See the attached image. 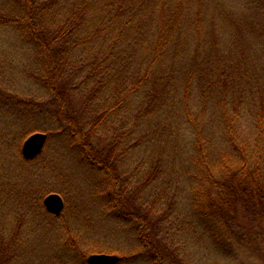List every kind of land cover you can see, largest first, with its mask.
<instances>
[{"label":"rangeland","instance_id":"1","mask_svg":"<svg viewBox=\"0 0 264 264\" xmlns=\"http://www.w3.org/2000/svg\"><path fill=\"white\" fill-rule=\"evenodd\" d=\"M40 1L34 5L40 6ZM70 1L72 6L69 2L57 9H34L40 11L35 16L27 0H0V264H87L86 256L95 252L120 255L117 264H153L156 258L164 264H264V207L252 216L215 218L211 209L221 191L216 186L221 174H208L207 167L230 163L245 139L252 148L258 146L263 162L259 167L260 160H251L248 170L258 168L264 175V128L259 131L252 115L254 108L264 112V0H191L189 10L196 18L188 25L192 30L179 36L180 23L174 24L173 40L179 39V44L163 57L156 56L157 44L140 38L147 63L156 61L157 67L167 68L187 63L185 67H194L195 77L204 74L203 63L211 64L246 91L236 94L243 101L235 105L243 108L242 119L233 125L238 137L230 127L225 133L218 122L224 113H235L229 92L218 105H212L216 99L209 96L212 102L203 108L194 100L189 108L178 103L160 108L161 116L150 114L138 122L134 103L138 93L106 90L120 81L113 71L104 72L107 84L102 92L90 95V88L81 86L61 100L53 91L57 85L53 55L32 39L30 19L38 28L41 23L53 28L68 20L63 15L77 5ZM173 1L178 0H150L147 5L145 27L150 25L153 41L158 39L156 23L172 31L170 12L163 13L167 24L161 11L166 4L172 9ZM91 29L79 35L78 28L79 40L71 45L68 57L59 56L67 67L87 59L77 83L90 71V56L100 45L89 42ZM5 94H16V99ZM67 98L75 108L68 109ZM181 112H189L191 120L184 119L180 129L176 116ZM201 116L208 122L201 124ZM162 127L181 154L173 147L174 152L159 156L157 140L150 138L157 137ZM144 130L150 136L146 148L144 143L138 146L139 132ZM37 131L47 134L43 150L27 160L22 143ZM88 138L90 148L100 151L98 164L87 159ZM110 144L113 164L104 158ZM49 192L64 199L59 216L43 206L42 198ZM141 232L149 235L147 245L139 240ZM153 239H161L166 250ZM150 248L157 249L150 257L127 258Z\"/></svg>","mask_w":264,"mask_h":264},{"label":"trees","instance_id":"2","mask_svg":"<svg viewBox=\"0 0 264 264\" xmlns=\"http://www.w3.org/2000/svg\"><path fill=\"white\" fill-rule=\"evenodd\" d=\"M35 1L36 0H27V3H29L28 6L32 8V14L35 16H38L40 11L37 12L34 11V9L43 11L46 7L57 9L61 3L64 5L70 2L71 6L73 4V1L70 0H41L37 3L40 4L39 6L34 5ZM249 1H255L257 3L261 0H248V2ZM76 2L77 5L74 9H69V11L65 12L63 15V17L68 20H63L62 22L58 21L53 28H47V26L42 23L38 28L34 19H30L32 39L39 43L45 50H50L53 55L54 66L51 69L55 70L52 76L57 84H53V91L59 92L61 100L67 97V95H71V89L73 91L81 86L90 88V95L93 91L102 92L107 84V79H104V72H106V75H110L113 74V71H115L116 74L114 73L112 76L118 77L120 81L115 85V88L112 85H108L106 90L112 93L115 92V89H117L116 91L128 90L127 94L132 91L138 93L134 94V103L139 107H137L138 111L135 114V118L138 119V122H141V120L150 114L161 116L159 113L160 108L171 105L175 107L178 103L189 108L190 102L194 100L196 104L200 103L203 108L205 104L212 102L209 100V96L216 99V104H211L218 105L223 102L222 95L229 92L233 96V101L230 106L235 113L231 115L224 113L223 121L216 120L215 122H219L225 133L227 132L226 128L230 127L233 129V135H237L233 125L236 120L239 121L240 118L242 119L243 116L241 115L243 114V108L236 109L235 105L243 101L238 99L236 94L238 92L246 93V91L243 88H237L228 73L220 72L214 69L211 64L205 65V63H203L204 74L195 77L194 67H185L187 63H182L177 67H171V65L168 68L167 66L163 67L161 65L157 67L156 61L153 64L147 63V59L149 58L148 55L140 52L143 47V42L140 38L151 45L157 44V57H163L167 50L172 47H178L179 39L176 41L173 40L175 35V31H173L175 27L174 24L180 23L179 36H181L183 32L189 28L188 25L190 21L192 20L194 22L196 19L194 16L193 20L194 11L189 10L193 6L191 0L173 1L172 9H170L171 6L166 4V8L161 11V18L165 23H171L172 31L165 28L164 25L162 27L156 23L154 28L155 35L158 36L156 41L151 39L154 37V34L150 25L147 28L145 27L148 17L147 14L150 13L149 10H146L150 0H76ZM165 10L170 12L168 17L170 23L167 22L163 16ZM37 13L39 14L37 15ZM261 20L264 23V18ZM0 25H2V23H0ZM192 27L191 25L188 29L189 32L192 30ZM78 28L80 30L79 35H81L83 29L87 30L88 28H92L90 33H88L89 42L100 43V45L97 44L98 47L94 54L90 56V71L85 73V76L78 81L79 83L75 80L78 76V72L82 71L86 66L87 59H85L86 61H79L76 64L77 67H67L65 64L66 59L61 61V58H59L63 53L68 57L67 52L73 48L71 45L79 40L76 34ZM105 42L108 43L105 44ZM62 64H64L65 68ZM128 68L131 70L127 71ZM176 68L179 70L180 75L177 73L178 70H176ZM174 70H176V72ZM213 72L217 74L215 77L212 76ZM205 76L209 80L208 83L206 82ZM66 83L73 84L69 88H66ZM14 95L16 94H5V97L11 99L15 98ZM198 95H201V97ZM66 100L68 102V109L71 110L75 108L72 99L67 98ZM252 115L256 127H259L258 129L261 131L264 128V112L260 110L255 111L254 108ZM205 116H201V124L208 122ZM197 117L193 119L194 123L197 122ZM184 119L191 120L189 112H181L176 116L177 122L180 123L178 128L181 129V124L184 123ZM128 134H130V130ZM169 134L170 132L162 127L158 136L155 137L156 139L150 138L152 142L153 140H157L156 151L160 157H164L167 152H174V148L176 152L181 154V149L179 147H174V144L177 145V143L172 141L173 137H169ZM172 134L175 136L180 135L177 132ZM147 137H150L147 131L144 130L139 132L138 146L144 143L146 148L149 140ZM177 139L178 138H176V141ZM86 140H88L86 152L91 154H87L89 155L87 159L90 164H98L96 154L100 151L90 148V138ZM165 140L166 142H164ZM242 142V145L236 148L235 152L237 153V157H234L230 163H227L225 160L220 161L217 166H214L212 163L211 165L207 164L208 174L213 175V172L215 174H221V177L217 181L218 184L216 185L221 188V191L217 193L218 201L217 204L215 203L213 206L214 211L211 209L212 215H214L215 218L235 219L240 214L252 216L260 213L264 207V178L262 177L264 175L261 174L262 171L260 172L258 168L252 171L248 170V167L251 166V160L255 162L260 160L256 165L261 167V164H263L260 156L261 151L258 146L252 148L245 139H242ZM113 148L114 147L110 144L107 153L104 155L105 160L109 161V164L114 163L110 161L109 158ZM256 148H258V150L257 153L254 154ZM212 188H214V186H212ZM211 197L212 195L208 198ZM151 227L153 229V226ZM152 229H148V231L153 233L151 232ZM139 236V240H143L144 242H142L144 245L149 243V235H143L141 232ZM154 241L153 239L152 242ZM155 242H157V240ZM157 243L162 250H166L161 239L160 242ZM155 250L157 249H146L142 253L132 254L127 258L130 259V261H135L141 254L150 257L151 253L156 252ZM152 260L153 264H164L160 263L157 258Z\"/></svg>","mask_w":264,"mask_h":264},{"label":"water","instance_id":"3","mask_svg":"<svg viewBox=\"0 0 264 264\" xmlns=\"http://www.w3.org/2000/svg\"><path fill=\"white\" fill-rule=\"evenodd\" d=\"M47 134L44 132H33L29 134L23 141L21 153L25 159H33L41 151L46 141ZM45 210L53 215H60L64 200L57 192H49L42 198ZM120 260V256L112 253H90L86 257L89 264H116Z\"/></svg>","mask_w":264,"mask_h":264}]
</instances>
